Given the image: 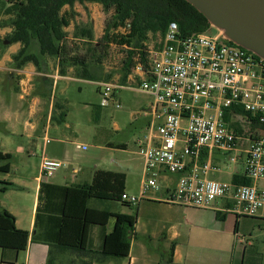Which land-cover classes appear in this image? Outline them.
Returning a JSON list of instances; mask_svg holds the SVG:
<instances>
[{
    "label": "built area",
    "instance_id": "obj_1",
    "mask_svg": "<svg viewBox=\"0 0 264 264\" xmlns=\"http://www.w3.org/2000/svg\"><path fill=\"white\" fill-rule=\"evenodd\" d=\"M148 65L135 68L143 75L138 87L154 97L160 123L137 141L145 166L141 193H124L123 200L139 203L159 187L157 174L164 169L179 174L170 201L209 208L224 199L237 215L264 219V132L250 129L254 120L264 123V60L217 34L183 36L172 21L159 47L149 49ZM99 85L103 106L125 87L113 82ZM226 110L244 133L225 121ZM204 150L221 151L230 163L243 164L251 183L211 178L209 173L220 168L201 161ZM64 164L43 156L41 175L51 177Z\"/></svg>",
    "mask_w": 264,
    "mask_h": 264
},
{
    "label": "crops",
    "instance_id": "obj_2",
    "mask_svg": "<svg viewBox=\"0 0 264 264\" xmlns=\"http://www.w3.org/2000/svg\"><path fill=\"white\" fill-rule=\"evenodd\" d=\"M19 48L10 51L11 53L9 54H4L3 61L0 62V67L9 70V77L11 79L4 81L0 78V86L6 82L8 84L11 82L15 84L14 87H10L8 90L11 93L9 95L10 98L8 97L9 103L3 104V100L5 101L6 99L0 96V105L10 107V105L15 104L17 108L15 111L11 107L8 108L10 112L5 113V116H3L0 108V123L3 121L10 123L13 131L21 130L20 126L23 129L26 126H30L33 131L38 130L42 123L45 128L43 136L44 142L40 150L38 148L39 145L37 147L39 153L37 152L36 156L39 157V160L36 170L27 173L24 179L15 182L19 186L18 190L24 191L28 188L32 189V200H30V203L13 204L11 206L1 201L0 206L6 208L16 216L18 228L28 230L31 236H33L36 234L37 207L41 202V206H43V200H40L42 183L57 185L91 183L96 170H112L126 174L125 193L132 195L129 186V179L132 173L130 169L132 167L130 169L122 168L125 166L120 165L119 160L114 158V156H111L109 159L98 156L99 150L102 149L109 151H127L129 149L128 143L119 142L118 144H114L109 140V136L100 137V132L98 131L94 134V140H92V147L95 150L94 154L90 152V156L87 159H79L73 156L68 138H64V132L61 129L63 125L65 128L73 127V132L79 138V130L75 127V123L70 121L69 113L67 114L68 104L65 99V101L59 99L54 94L55 92L48 99L45 90L49 86H55L60 79L84 78L77 77L73 67L68 69L66 75H61L57 65L54 67L53 72H50V70L47 73L38 71L33 63H29L22 68L2 65L6 59L11 60L10 54L16 53ZM122 67L123 63L118 67L117 74L120 76L118 80L100 81L96 79V81H99L98 83L113 82L125 86L117 90L115 97L110 103L116 105L118 108L121 106L118 101V94H120L121 90L125 88L141 90L137 85L143 79V75L139 71L133 70L128 74L126 81H123ZM13 75L15 76L13 77ZM111 76L108 75V78ZM99 91L101 95V87ZM142 92L150 97L151 102L150 104H143L146 106L142 107L140 112L146 119V133L144 132L142 136H137L134 139L132 144L133 152H137L138 139L147 135L151 128L156 127L160 123V120L155 117L156 106L154 104V97L145 91ZM14 93L17 94L16 103L12 100ZM95 107L93 114L96 115V118L94 117V120L96 119L98 121L100 117L99 113L103 105L100 104ZM25 110H27L29 120H26L24 125L21 119L26 115ZM62 112L66 114L65 120L63 121L61 119ZM135 114L132 112V115ZM52 131H55L61 138L52 137L50 134ZM36 133L37 131L32 137H35ZM52 143L54 144L53 148H51ZM77 148L82 149L78 146ZM18 149L19 151H23L22 146H19ZM3 153L10 152L5 151ZM28 154L31 155L32 153L28 152ZM91 154L93 155L91 156ZM43 156L63 161L65 163L64 165L72 168L71 172L65 176H56L58 169L51 177H43L41 175V161ZM224 160L228 161L225 155L217 150L212 153L204 150L201 157V161H211L220 168L218 171L214 170L209 173V176L215 179H218L216 178L217 175L222 173L221 163ZM234 165H239L242 168L231 173V180L234 174L244 172L243 164ZM142 166V170H144V163ZM10 172L5 173L9 175ZM178 179L179 174L177 173H169L164 169L159 170L157 181H162V185L161 182L160 184L158 183L159 187L157 189L146 194L139 203L131 207L117 200L99 198L89 200L88 205L91 208L108 211L113 214H127L135 217L134 230L130 238V251L127 257H114L104 254L102 251L105 236L112 232L116 222L115 217H110L104 225L93 224L91 226L86 245L88 252L67 249L56 244L44 243L30 238L26 250L2 249L1 264H233L235 257L232 256L231 249L226 248V243L220 245L216 241L215 230L221 227L222 222L228 221L229 216H232L233 232L236 235V221L239 220L241 224V220L245 217L237 215L233 210V204L226 200L222 206L217 205V202H215L209 208H197L170 201L169 198L174 194ZM3 180L9 181L7 177ZM10 190L12 189L3 193L5 194ZM140 193L141 188L139 195ZM92 202H94L93 205ZM108 202L120 203L121 209L113 210L107 208L105 203ZM42 209L45 210V208ZM217 212H220L221 216H225V220L219 218ZM230 233L232 231H229L227 234Z\"/></svg>",
    "mask_w": 264,
    "mask_h": 264
},
{
    "label": "trees",
    "instance_id": "obj_3",
    "mask_svg": "<svg viewBox=\"0 0 264 264\" xmlns=\"http://www.w3.org/2000/svg\"><path fill=\"white\" fill-rule=\"evenodd\" d=\"M76 3H99L106 13L113 12L98 41H95L92 24H74L73 32L68 31L73 22L66 7L72 8ZM0 13L4 15L1 26L10 28L2 39L1 47H7L5 40L10 44H21L12 56L15 67L33 63L38 71L46 72L53 59L61 75H66L73 67L77 77L88 80H96L90 66L103 63L113 44L126 47L122 67L123 81H126L128 74L139 64L149 68L146 41L150 33H160L164 37L172 21L178 23L183 36L206 32L210 28L207 17L186 0H0ZM81 44H85V51H82ZM61 115L62 121L65 120V112ZM224 119L237 133H244L236 122L231 121L230 110L225 111ZM251 129L264 132V123L259 125L254 120ZM10 160V153L0 151V172H10ZM126 179L123 172L96 170L91 183H42L40 200H43V206L41 202L37 207L36 234L33 236L28 230L18 228L16 216L0 206V248L23 251L31 238L67 249L87 251L91 226L104 225L110 217H115L114 229L105 236L102 251L114 257H127L135 217L97 210L88 205L92 198H99L121 201L131 207L132 204L122 198ZM232 180L251 183L243 172L234 174ZM0 183L2 192L19 188L13 182ZM217 216L225 220L220 212ZM261 220L264 221L263 218ZM239 229L237 220L236 234Z\"/></svg>",
    "mask_w": 264,
    "mask_h": 264
},
{
    "label": "rangeland",
    "instance_id": "obj_4",
    "mask_svg": "<svg viewBox=\"0 0 264 264\" xmlns=\"http://www.w3.org/2000/svg\"><path fill=\"white\" fill-rule=\"evenodd\" d=\"M68 13H71V19L73 24L68 28L70 33L74 30V24H92L95 32V41H98L102 34L104 33V28L106 22L111 18L113 12L106 13L103 7L99 3H76L74 7H66ZM4 15L0 13V62L3 61L4 54L11 53L10 51L16 50L20 47L19 43L10 44L9 40H5V45L7 47L2 48V39L10 32L9 27H2V19ZM209 33L215 34L216 29L212 28ZM163 40V36L160 33H150L149 39L146 41L148 49L158 48ZM82 51H85V44H81ZM126 47H121L117 45H111L109 49V54L105 61L101 64H93L90 66L92 74L95 79L100 81H115L120 79L117 74L118 67L123 63L125 58ZM11 60L6 59L2 65L6 67H15L13 64L12 56ZM49 69L46 71L53 72L54 67H56V62L52 59L50 60ZM53 68V69H52ZM108 75H112L108 78ZM15 75H13L14 77ZM0 78L4 81L10 79L9 70L0 67ZM11 80V79H10ZM99 81L86 80L80 78L71 79H60L56 85L49 86L45 91L47 98L49 99L51 94L54 93L59 99L63 101L66 100L67 114L69 113L70 121L75 123V127L78 128L79 134L73 132V127L69 128L63 125L61 129L64 132V138H68V142L71 145V152L73 156L79 159H87L90 156V152L94 154V149L92 147L94 140V134L98 131L100 132V137L109 136V140L114 144L119 142H126L129 144V149L127 151L123 150H99L98 156L109 159L111 156L119 160V164L125 167L131 168V176L129 179V186L132 191V195L138 196L142 184V179L144 175V170H142V165L144 163L143 158L138 154V152H133V141L137 136H142L145 132V117L140 114L142 107L150 104V97L138 89L125 88L122 89L120 94H118V101L121 106L118 108L116 105L110 104L101 107L100 117L98 121L95 119L96 115L93 114L94 107L99 106L102 103V97L100 95V85ZM14 83H2L0 86V96L4 97L3 104L9 103L10 94L8 92L10 87H14ZM138 86V85H137ZM14 93L12 100L17 102ZM65 99V100H64ZM2 104V103H1ZM10 105V104H9ZM13 111H15L16 105H10ZM5 105H0V108L5 113L10 112V108ZM26 115L21 119L22 124L25 125V121L29 120L27 116V110H25ZM132 112L136 113L132 115ZM8 119V118H7ZM62 124V123H60ZM56 125V124H55ZM42 123L39 129L32 130L30 126H26L23 129L20 126L19 131H13L10 123L1 122L0 123V151H9L12 159L11 172L7 175L5 172H0V182L4 181V178H8L10 182H18L24 179L27 173L36 170L38 166L39 157L37 154V147L39 145V150L43 146L44 142V126ZM248 126L244 129L249 131ZM251 129V128H250ZM37 131L35 137L33 134ZM146 133V132H145ZM53 137L58 136L55 131L50 132ZM63 136V135H62ZM78 144L86 146L82 149H78ZM53 143L51 148H53ZM19 146L23 147V151H19ZM28 152L32 154L29 155ZM34 153V154H33ZM39 153V152H38ZM91 154V156L93 155ZM222 173H219L216 178L224 181L231 180V173L235 170H239L242 167L239 165H234L229 161H222L221 163ZM71 167L63 165L56 172V176H65L67 173L71 172ZM68 171V172H67ZM29 181V180H28ZM162 185V181L158 180V183ZM16 184V183H15ZM263 185L264 182H261ZM2 184L0 183V202H5L13 206V204L30 203L32 200V189L28 188L24 191L14 188L7 193L1 191ZM18 186V185H17ZM215 202L219 206L224 205V199H218ZM214 202V203H215ZM94 202H92V205ZM105 206L109 209L119 210L121 209L120 203L108 202ZM232 216L228 217V221L222 222L221 227L215 230L216 241L220 245L225 244L226 248L231 249L232 256L235 257L233 264H264V221L260 217H245L241 220L240 231L238 234L233 232ZM229 231L232 233L227 234ZM229 242V243H228ZM2 248H0V264L2 257Z\"/></svg>",
    "mask_w": 264,
    "mask_h": 264
},
{
    "label": "water",
    "instance_id": "obj_5",
    "mask_svg": "<svg viewBox=\"0 0 264 264\" xmlns=\"http://www.w3.org/2000/svg\"><path fill=\"white\" fill-rule=\"evenodd\" d=\"M203 13L225 42L264 60V0H186Z\"/></svg>",
    "mask_w": 264,
    "mask_h": 264
}]
</instances>
